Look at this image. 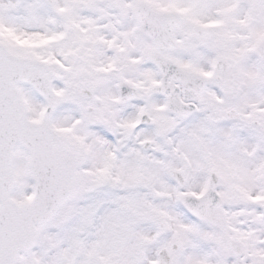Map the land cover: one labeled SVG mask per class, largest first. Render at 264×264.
I'll return each instance as SVG.
<instances>
[{"label":"snow or ice","instance_id":"6c2138e0","mask_svg":"<svg viewBox=\"0 0 264 264\" xmlns=\"http://www.w3.org/2000/svg\"><path fill=\"white\" fill-rule=\"evenodd\" d=\"M0 264H264V0H0Z\"/></svg>","mask_w":264,"mask_h":264}]
</instances>
